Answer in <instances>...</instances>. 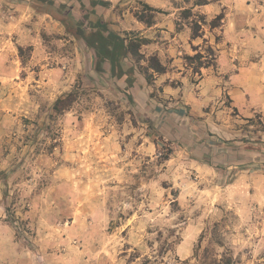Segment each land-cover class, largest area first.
Wrapping results in <instances>:
<instances>
[{"label":"rangeland","instance_id":"1","mask_svg":"<svg viewBox=\"0 0 264 264\" xmlns=\"http://www.w3.org/2000/svg\"><path fill=\"white\" fill-rule=\"evenodd\" d=\"M57 1L87 23L92 0ZM105 1L101 19L140 43L121 75L97 72L72 27L16 22L13 4L40 3L0 0V264H264V116H244L216 72L238 38L222 31L228 6L206 0L213 17L198 0ZM247 3L261 13L251 47L264 0Z\"/></svg>","mask_w":264,"mask_h":264},{"label":"crops","instance_id":"2","mask_svg":"<svg viewBox=\"0 0 264 264\" xmlns=\"http://www.w3.org/2000/svg\"><path fill=\"white\" fill-rule=\"evenodd\" d=\"M111 2L113 0H110ZM223 1L221 7L225 5L227 13L223 18V33L228 41L232 35L238 37L234 42H230L227 48H221L219 56L216 60V72L219 74L225 72L228 74L227 79L230 81V96L234 100L235 106L243 113L244 116H250L253 112L261 113L264 116V41L254 39L251 41L253 46L249 47L246 31H248L247 24L257 26L261 13L250 15V4L247 0H219ZM19 8V12L12 11L16 15V22L22 26L31 28L38 26L43 27L47 31L52 30L61 25L52 15L45 12L33 11L26 2L25 4H13ZM207 8L209 15L214 17L217 11L216 3H209L204 5ZM110 12L107 13L109 15ZM29 21L22 22V18H28ZM261 29V28H260ZM252 28L250 29V31ZM253 31V30H252ZM227 35V36H226ZM177 37V36H176ZM190 42L182 44L184 52L188 51L191 46H197L196 39L188 38ZM233 41V40H232ZM37 47H40L37 45ZM234 50H236L234 52ZM261 50V51H259ZM224 70V71H223ZM215 75H207L202 80L211 84ZM264 138V135H263ZM264 161L262 158L256 159ZM255 164V163H254Z\"/></svg>","mask_w":264,"mask_h":264},{"label":"trees","instance_id":"3","mask_svg":"<svg viewBox=\"0 0 264 264\" xmlns=\"http://www.w3.org/2000/svg\"><path fill=\"white\" fill-rule=\"evenodd\" d=\"M40 3L43 6L41 12L49 13L56 20L60 21L65 28H71L76 37H80L84 40L85 44L94 51L95 56V70L102 72L105 70V64H109L111 74H122V63L123 59L128 54H139V41L134 39L127 40L125 37L120 36L115 31L110 29L106 22L101 19L103 9L101 5L106 4L105 0H92V4L89 3L87 10L84 9V17L87 18V25L81 19L75 18L70 13H61L62 8H65V4L57 0H32ZM91 2V0H88ZM206 0H198V5L206 4ZM47 6V7H45ZM56 7V8H55ZM56 9V10H55ZM61 13V14H60ZM222 14L219 13L215 16L214 20L211 21L210 25L215 27L217 24L214 23L216 19L220 20ZM90 17V18H89ZM91 17L95 18L92 20ZM89 18V19H88ZM147 23L149 21H146ZM199 24L196 22L193 27L192 36H199L198 33ZM141 40V39H139ZM200 56V55H199ZM190 58V56H187ZM150 67L157 72L164 70L163 65L159 62L155 55L149 57ZM128 80V79H127ZM130 81V80H129ZM75 94L69 92L64 97L56 99L53 105L55 111H59L68 106L74 99ZM167 159V157H164ZM195 257H198V253H195ZM217 259L210 257L208 261L206 259L199 260L197 264H217ZM181 264H191L189 261H183Z\"/></svg>","mask_w":264,"mask_h":264}]
</instances>
